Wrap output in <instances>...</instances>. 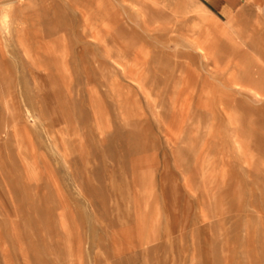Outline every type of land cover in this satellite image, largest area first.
I'll use <instances>...</instances> for the list:
<instances>
[{
	"label": "rangeland",
	"instance_id": "rangeland-1",
	"mask_svg": "<svg viewBox=\"0 0 264 264\" xmlns=\"http://www.w3.org/2000/svg\"><path fill=\"white\" fill-rule=\"evenodd\" d=\"M0 28V264H264V0H0Z\"/></svg>",
	"mask_w": 264,
	"mask_h": 264
},
{
	"label": "bare ground",
	"instance_id": "bare-ground-1",
	"mask_svg": "<svg viewBox=\"0 0 264 264\" xmlns=\"http://www.w3.org/2000/svg\"><path fill=\"white\" fill-rule=\"evenodd\" d=\"M0 29H1V28H0ZM18 29H19V28H18ZM21 31H22V30H21ZM22 32H23V31H22ZM20 33H21V32H20ZM196 36H197V35H196ZM207 37H208V36H207ZM25 39H26V37H25ZM197 44H198V43H197ZM203 49H204V48H203L202 46H200V47L198 46V47H197V50L200 51V52H202ZM188 57H190V55H189ZM242 73H243V72H242ZM256 95L259 96L258 94H256ZM0 140H1V139H0Z\"/></svg>",
	"mask_w": 264,
	"mask_h": 264
}]
</instances>
